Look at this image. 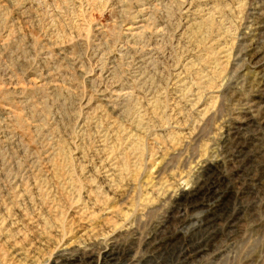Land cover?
I'll return each mask as SVG.
<instances>
[{
    "label": "rangeland",
    "instance_id": "1",
    "mask_svg": "<svg viewBox=\"0 0 264 264\" xmlns=\"http://www.w3.org/2000/svg\"><path fill=\"white\" fill-rule=\"evenodd\" d=\"M0 264H264V0H0Z\"/></svg>",
    "mask_w": 264,
    "mask_h": 264
},
{
    "label": "bare ground",
    "instance_id": "2",
    "mask_svg": "<svg viewBox=\"0 0 264 264\" xmlns=\"http://www.w3.org/2000/svg\"><path fill=\"white\" fill-rule=\"evenodd\" d=\"M120 216V215H119ZM125 217V216H124ZM107 223H108V221H107ZM110 229V228H109ZM113 230V229H112ZM29 248V247H28ZM91 250V249H90ZM84 253V252H83ZM23 257V256H22ZM34 257V256H33ZM93 258V257H92ZM18 259V258H17ZM4 260V259H3Z\"/></svg>",
    "mask_w": 264,
    "mask_h": 264
}]
</instances>
